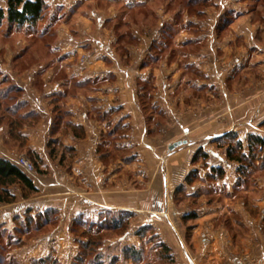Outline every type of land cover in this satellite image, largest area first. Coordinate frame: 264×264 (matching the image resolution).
Returning <instances> with one entry per match:
<instances>
[{"label": "crops", "instance_id": "obj_1", "mask_svg": "<svg viewBox=\"0 0 264 264\" xmlns=\"http://www.w3.org/2000/svg\"><path fill=\"white\" fill-rule=\"evenodd\" d=\"M52 1L73 15L40 58L44 74H33L41 84L30 111L39 118L19 128L20 141L6 129L0 142V157L16 163L15 152H30L40 169L27 174L36 193L10 187L15 200L0 203V223L14 224L31 207L60 210L56 229L16 251L23 264L59 256L50 245L72 238L70 221L103 209L135 211L136 224L156 225L176 264H264V202L205 205L188 237L173 198L192 170L200 173L202 159L192 161L199 148L215 164V138L264 118V4L115 0L105 10ZM227 9L240 14L221 26ZM223 208L243 225L222 220Z\"/></svg>", "mask_w": 264, "mask_h": 264}, {"label": "rangeland", "instance_id": "obj_2", "mask_svg": "<svg viewBox=\"0 0 264 264\" xmlns=\"http://www.w3.org/2000/svg\"><path fill=\"white\" fill-rule=\"evenodd\" d=\"M6 1L0 0V5L4 8H6ZM86 1H92L93 6L97 5L101 9H105L107 6H116L115 0L114 3L113 1L107 2L105 0H81L75 8L78 9L83 6ZM247 4L248 9H254L259 5H263L264 0H248ZM47 5L48 9L43 19L34 27L18 28L16 26H9L7 22H3L0 27V142L2 143L5 142L6 129L9 130L10 124H13L11 121L17 122L20 120L22 112H28L32 105L34 106L36 96L33 97L31 94L35 86L41 84V79L38 75H41L42 71L44 74L45 70V64L40 62V58L46 54L53 53L49 44L56 39L55 28L58 27V24L69 21L73 15L71 12L69 14V10L64 11L63 7H59V4L54 5L52 0H47ZM239 14V12L236 13L234 10H225L221 14V26H225L236 16L238 17ZM115 32L117 33V30ZM169 33L170 37H173L174 32ZM84 61L85 57L82 56L81 62L83 63ZM37 71L39 73L34 78L33 74ZM37 77L39 79H36ZM33 113L36 114V111H33ZM259 116H264V110ZM239 123L236 131L231 130L227 132L234 133L233 137L220 142L217 140L212 142L214 149L219 152L218 157L215 158V164H212V157L202 148L207 153V157L200 156L199 158L202 159V163L197 179L190 184L184 182V191L178 195L174 193V204L179 209L180 222L185 228L188 237L196 225L197 217L204 211L205 205L222 204L223 206H228L227 202H264V151L255 152L251 161L246 163V166H248L245 167L244 173L238 170V162L231 161L227 157V145L231 142V139L233 141L237 139L241 140L246 150L248 148V139L251 135L264 137V118L257 123L256 128L249 130L248 128H241ZM12 129V132L9 131L11 132L10 134L20 141L21 139L18 138L20 136L19 129L14 126ZM14 154L17 164L20 156L27 157L34 164V172L26 171L20 166L25 173L37 174L40 172L38 165H35V161L39 159L37 160L35 156L29 155L30 152L28 154L24 153V151H18ZM213 167L221 168L224 174L219 175L218 172H213ZM18 187L21 190L23 188L21 185H18ZM23 195H26V193H23ZM51 209H54L55 213H50L48 223L42 217L41 219L38 218V216H42L43 213ZM224 209L222 210V214L225 213V217H222V220L231 222L233 219L238 224L243 225L239 221V214H235L232 209L229 211L230 213H226ZM226 209H230V207L228 206ZM119 211L115 209H103L95 213L94 216L89 215L83 218L84 221L81 225L75 224V219L70 221V224H68V234H72V238H69L71 240L63 239L60 242H64V244L59 242L58 246L53 242L56 240H50L49 243H54L50 245L51 251L53 253H57L56 251H58L59 256L51 254L45 258L48 260L42 264H72L77 254H79L80 242L87 241L88 239L92 240L93 245L90 246V250L85 254L84 262H79L78 264H95L93 263V259L99 252L104 255V258L96 264L180 263V258L163 238L160 229L156 225L151 223L140 225L134 222L137 216L135 211L123 210L126 213L129 212L130 215L121 228L109 229L104 227L106 219L110 220L112 217L121 215ZM185 214H195L196 217L183 221L182 217ZM228 214L233 218L227 217ZM30 217L32 218L31 220H29ZM60 219V210L54 207L39 211L31 207L18 215V220L14 224L7 226L6 224L8 223H0V264H23V258L21 259V256L17 255L16 251L20 249L25 250V245L29 241L41 234L56 229L60 224ZM38 222L39 225H37ZM144 226H146L145 231L143 230V236H141L138 232ZM87 230H89V233L86 232ZM131 235H135V237H130ZM122 237H124L123 241ZM132 239L134 240L133 242L130 241ZM74 241L78 243L79 249L77 254L72 255L70 251ZM187 241L190 242V239L188 238ZM163 243L170 248L168 251V254L171 255L170 258H166V255L161 251V244ZM134 244L139 248L142 247L144 250L143 257L138 263L121 258L122 247ZM39 259L38 257L29 258V264H39Z\"/></svg>", "mask_w": 264, "mask_h": 264}, {"label": "trees", "instance_id": "obj_3", "mask_svg": "<svg viewBox=\"0 0 264 264\" xmlns=\"http://www.w3.org/2000/svg\"><path fill=\"white\" fill-rule=\"evenodd\" d=\"M48 9L47 0H7L6 1V8L0 5V27L2 26L3 22H7L9 26H16L18 28L26 27H34L39 21H41ZM20 116V120L17 122L11 121L10 124V131L12 132V128L17 127L18 129L22 127L24 124L31 125L33 122L37 121L38 114L33 113V111L22 112ZM32 115V116H31ZM26 119V120H25ZM19 123V124H18ZM234 133H226L215 140L217 141H224L225 139L233 137ZM264 151V137L258 135H251L248 139V148L245 150L244 143L237 139L227 145V157L231 161H236L239 163L238 170L241 172H245L246 163H249L254 157L255 152ZM200 156L206 158L207 153L202 149L199 148L195 153L192 161L196 162ZM39 159V157H36ZM39 161V160H38ZM38 161H35V165H38ZM213 172H218L219 175H223L224 171L221 168L213 167ZM198 177V170H192L185 178V183L190 184L194 182ZM185 183L179 185L176 190L175 194H180L185 189ZM21 185L27 190L26 195H31L36 193L38 190L34 185L32 179L25 173L23 169L17 163H13L6 158L0 157V203H12L15 200V195L12 193L10 187L12 185ZM121 215L118 217H112L110 220L106 219L104 227L109 229H118L121 228L126 220L129 218L130 213L123 210H120ZM50 213H55L54 209H51L42 214V216H38V218L48 223ZM195 214H185L182 219L183 221H187L189 219L195 218ZM85 218L84 215L76 217L75 224L81 225ZM32 218L30 217L29 220ZM39 225V222L38 224ZM111 227V228H110ZM145 227L140 229L138 234L143 236V232L145 231ZM144 230V231H143ZM89 233V230L86 231ZM93 245L92 240L88 239L87 241L80 242V251L79 254L74 259L72 264H78L79 262H84L85 254L87 251L90 250V246ZM169 247L166 244H161V251L166 255V258H170L171 255L168 254ZM144 250L142 247H138L135 244L131 246H123L121 249V258L123 260H131L132 262L138 263L143 257ZM168 255H167V254ZM104 258L102 253H97L93 259V263H98L100 260ZM48 259H40L38 261L39 264L45 263Z\"/></svg>", "mask_w": 264, "mask_h": 264}, {"label": "built area", "instance_id": "obj_4", "mask_svg": "<svg viewBox=\"0 0 264 264\" xmlns=\"http://www.w3.org/2000/svg\"><path fill=\"white\" fill-rule=\"evenodd\" d=\"M18 165L29 172H34L35 170L34 164L25 156H20L18 158Z\"/></svg>", "mask_w": 264, "mask_h": 264}, {"label": "water", "instance_id": "obj_5", "mask_svg": "<svg viewBox=\"0 0 264 264\" xmlns=\"http://www.w3.org/2000/svg\"><path fill=\"white\" fill-rule=\"evenodd\" d=\"M180 144H182V142H176V143L172 144V145L170 146V150H173L174 148H176V147L179 146Z\"/></svg>", "mask_w": 264, "mask_h": 264}]
</instances>
